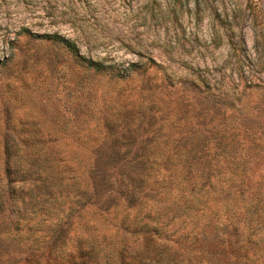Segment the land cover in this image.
Listing matches in <instances>:
<instances>
[{
    "label": "rangeland",
    "instance_id": "rangeland-1",
    "mask_svg": "<svg viewBox=\"0 0 264 264\" xmlns=\"http://www.w3.org/2000/svg\"><path fill=\"white\" fill-rule=\"evenodd\" d=\"M50 35L144 65L94 72ZM229 142L264 146V0H0V264H102L87 245L135 252L153 226L175 239L196 199L165 154ZM223 156L203 189H225Z\"/></svg>",
    "mask_w": 264,
    "mask_h": 264
},
{
    "label": "trees",
    "instance_id": "trees-1",
    "mask_svg": "<svg viewBox=\"0 0 264 264\" xmlns=\"http://www.w3.org/2000/svg\"><path fill=\"white\" fill-rule=\"evenodd\" d=\"M43 38L61 45L86 68L115 78L128 77L144 65L129 63L121 69V65L110 60L92 61L79 56L75 44L62 37L50 35ZM147 61L161 68L151 59ZM192 87L197 93H202L199 87ZM208 95L211 94H205L206 97ZM198 144L183 149L175 145L172 149L176 154L173 156L167 152L166 159L164 157L165 163H170L173 168L181 165L179 168L184 171L178 181V184H183L180 187L182 202L185 204L196 199L195 206L184 214L191 222L189 230L179 232L175 239L170 240L160 236L162 229L153 226L149 231L145 230V245L142 243L135 252H126V246L107 242L96 250L87 245L85 259L95 257L102 264H117L124 258L132 264L142 261L141 255L145 251V264H264V244L260 243L261 239L264 240V192L260 190V183L264 181V162L260 159L263 155L258 157L264 146L257 142L217 143L204 160ZM224 153L221 161L227 170L222 181L225 189H203L206 184L211 186L218 181L216 163L211 161H217L220 159L218 156ZM222 193L227 199L220 204V199L213 198L222 196ZM258 252L262 255H257Z\"/></svg>",
    "mask_w": 264,
    "mask_h": 264
}]
</instances>
